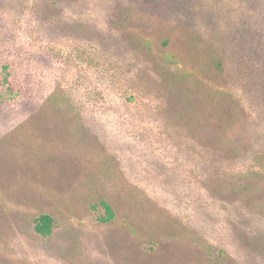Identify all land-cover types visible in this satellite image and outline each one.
Here are the masks:
<instances>
[{"label": "rangeland", "instance_id": "rangeland-1", "mask_svg": "<svg viewBox=\"0 0 264 264\" xmlns=\"http://www.w3.org/2000/svg\"><path fill=\"white\" fill-rule=\"evenodd\" d=\"M0 264H264V0H0Z\"/></svg>", "mask_w": 264, "mask_h": 264}, {"label": "trees", "instance_id": "trees-1", "mask_svg": "<svg viewBox=\"0 0 264 264\" xmlns=\"http://www.w3.org/2000/svg\"><path fill=\"white\" fill-rule=\"evenodd\" d=\"M105 209V217L102 218L103 222H110L114 219V211L112 207L106 203H103ZM36 231L43 235L48 236L52 232V218L48 215L41 216L36 224Z\"/></svg>", "mask_w": 264, "mask_h": 264}]
</instances>
